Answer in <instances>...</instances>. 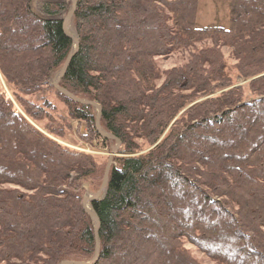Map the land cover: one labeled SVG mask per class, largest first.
<instances>
[{
  "label": "trees",
  "instance_id": "obj_1",
  "mask_svg": "<svg viewBox=\"0 0 264 264\" xmlns=\"http://www.w3.org/2000/svg\"><path fill=\"white\" fill-rule=\"evenodd\" d=\"M74 5L79 48L59 82L72 95L52 88L100 137L99 104L121 144L105 196L91 203L98 232L79 189L105 170L31 122L46 114L32 97L74 50L64 28ZM198 8L0 0V73L23 110L0 84V262L86 264L98 252L94 264H200L186 239L221 264H264V98L244 103L242 87L230 88L223 51L264 95V0H231L228 28L199 27ZM189 48L184 65L161 71L157 57ZM139 139L153 148L141 153Z\"/></svg>",
  "mask_w": 264,
  "mask_h": 264
},
{
  "label": "rangeland",
  "instance_id": "obj_2",
  "mask_svg": "<svg viewBox=\"0 0 264 264\" xmlns=\"http://www.w3.org/2000/svg\"><path fill=\"white\" fill-rule=\"evenodd\" d=\"M73 1L76 2V0ZM230 3L231 0H199L197 25L199 27L219 26L228 28L231 22ZM72 17L68 19V21L70 20L71 22L70 24L67 22V30L74 38V42H76L77 33L73 26ZM72 29L74 33L71 34ZM75 45L76 43L74 44V47ZM202 46H204V44H197L196 48L200 49ZM196 48L179 49L168 56L157 57V62L161 71L164 72L173 67L184 65L190 58L191 52H194ZM223 51L227 61L231 64L230 75L232 77V86H230V88L236 86L242 87L244 93L242 100L244 103H250L254 100L264 98V95L258 94V90H249L251 79L247 80L242 78L232 66L236 63V60L232 55L233 50L225 46L223 47ZM61 71H59L54 78L49 80L50 84L44 88L41 94L32 97L36 103L44 105L43 107L46 114L44 113L43 116H40L41 119L39 121L31 120V122L45 135L57 141L62 146L92 155L95 161L100 165V168L105 170L104 176L101 180L93 177L83 182L82 187L79 189V193H81L84 198H87L88 196H94L102 189L106 170L109 165L111 168L112 164H114V158L119 156L121 144L114 135L107 132L100 124L98 125L100 137L93 136L89 134L85 122L74 121L68 116L64 103L56 97L54 89L52 88ZM3 79L5 83L3 82ZM0 84L7 95L12 98L16 107L20 111H23L13 95V87L7 84L1 73ZM220 93L221 92H217L213 96L219 95ZM45 100L49 101L51 105L46 104ZM201 100L202 99L199 101ZM94 106L95 111L99 113L101 108L100 105L95 103ZM138 143L141 148V153H145L153 148V146H150V144L144 139H139ZM64 189H66V187ZM86 207L91 208L90 201H86ZM183 247L187 249L200 264H221L219 261L200 251L195 245L191 244L186 239L183 240ZM0 264H7V262H0ZM63 264H65V262Z\"/></svg>",
  "mask_w": 264,
  "mask_h": 264
},
{
  "label": "water",
  "instance_id": "obj_3",
  "mask_svg": "<svg viewBox=\"0 0 264 264\" xmlns=\"http://www.w3.org/2000/svg\"><path fill=\"white\" fill-rule=\"evenodd\" d=\"M75 8H76V5L73 6V9L70 11V13L68 14V16L65 18V23H64V28H65V30H66V27H67L68 19L71 18V17L73 16L74 11H75ZM66 32H67V34H68V35L74 40V38L68 33V31H66ZM78 48H79V39L77 40V43H76V47H75V49H74V50L71 52V54L69 55V57H68V59H67L65 65H64V67H63V69H62V71H61V73H60V75H59V77H58V79L54 82V86H55L58 90H60V91H62V92H64V93H66V94H68V95H72V94H70V93H69L68 91H66L65 89L61 88L60 85H59V82H60V80L62 79V77L64 76V74H65V72H66V70H67V68H68V65H69L70 61L72 60V58L74 57V55H75L76 52L78 51ZM73 97H74V96H73ZM100 117H101V108H100V110H99V115H98V118H97V125L100 124ZM109 170H110V165L108 166V168H107V170H106V175H105L104 185H103L102 189H101L97 194L94 195L93 199H91V202H92V203H93L94 201L99 200V199H101V198H103V197L105 196V194H106V189H107V183H108V174H109ZM100 197H101V198H100ZM84 207H85L86 211L90 214V216L93 218L92 214H91V213L87 210V208H86V198H84ZM95 215H96V213H95ZM96 218H97V222H96V231L98 232V229H99V219H98L97 215H96ZM98 255H99V254H98V252H97V254H96V256L94 257V259H93L92 261L86 263V264H94V263L97 261V259H98ZM65 264H68V263H65ZM80 264H85V263H80Z\"/></svg>",
  "mask_w": 264,
  "mask_h": 264
},
{
  "label": "bare ground",
  "instance_id": "obj_4",
  "mask_svg": "<svg viewBox=\"0 0 264 264\" xmlns=\"http://www.w3.org/2000/svg\"><path fill=\"white\" fill-rule=\"evenodd\" d=\"M70 22H71V21L69 20L68 23L70 24ZM66 31H67V30H66ZM68 33H69V32H68ZM72 33H74V32H73V29H72V31H71V34H72ZM69 34H70V33H69ZM77 40H78V37L76 38V40H75L76 42H75V43H77ZM75 47H76V45H75ZM75 47H74V49H75ZM93 197H94V196H91V197L88 196V197L86 198V201H90V202H91V199H93ZM91 203H92V202H91ZM87 209H88V211L92 214V216L94 217L95 222H97V218H96V215H95V211H94V209H93V208H88V207H87Z\"/></svg>",
  "mask_w": 264,
  "mask_h": 264
}]
</instances>
